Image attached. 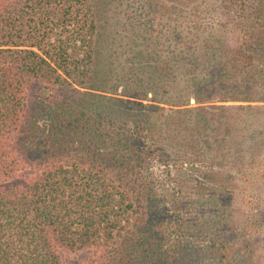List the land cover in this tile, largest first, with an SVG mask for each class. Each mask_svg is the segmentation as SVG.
Here are the masks:
<instances>
[{
  "label": "trees",
  "instance_id": "trees-1",
  "mask_svg": "<svg viewBox=\"0 0 264 264\" xmlns=\"http://www.w3.org/2000/svg\"><path fill=\"white\" fill-rule=\"evenodd\" d=\"M145 4L0 0V264H260L264 0Z\"/></svg>",
  "mask_w": 264,
  "mask_h": 264
},
{
  "label": "rangeland",
  "instance_id": "rangeland-1",
  "mask_svg": "<svg viewBox=\"0 0 264 264\" xmlns=\"http://www.w3.org/2000/svg\"><path fill=\"white\" fill-rule=\"evenodd\" d=\"M92 3L99 19L100 36L103 40L110 36L118 40L128 29H131L132 26L138 27V24L150 20L151 22L155 21L157 23L160 20L166 21V17L168 15L166 13L165 16L160 17L157 14L151 13L145 4L146 0H92ZM249 188L251 190L250 193L254 194L252 201L247 198L248 206H243V208H241V212L235 214V221L238 225H240V227L245 226V219L249 213H252V206L254 210V205H252L253 203H259L261 205V209L264 210V185L260 186V188H255L254 185H249ZM249 188L247 189L249 190ZM248 230L249 234H254L256 232L254 226L249 227ZM260 230V233L264 235L263 228H260ZM257 255L260 260V264H264V241L263 246H260L257 249Z\"/></svg>",
  "mask_w": 264,
  "mask_h": 264
},
{
  "label": "water",
  "instance_id": "water-1",
  "mask_svg": "<svg viewBox=\"0 0 264 264\" xmlns=\"http://www.w3.org/2000/svg\"><path fill=\"white\" fill-rule=\"evenodd\" d=\"M192 103H195V100L194 99H192V101H191Z\"/></svg>",
  "mask_w": 264,
  "mask_h": 264
}]
</instances>
